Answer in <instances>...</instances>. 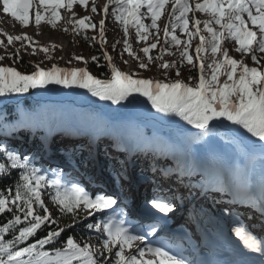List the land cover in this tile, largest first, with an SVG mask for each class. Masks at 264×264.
<instances>
[{
  "label": "snow or ice",
  "instance_id": "snow-or-ice-1",
  "mask_svg": "<svg viewBox=\"0 0 264 264\" xmlns=\"http://www.w3.org/2000/svg\"><path fill=\"white\" fill-rule=\"evenodd\" d=\"M88 4L89 0H0L2 12L22 27L29 26L33 17L37 28L42 23L55 28L63 20L65 25H72L77 35L97 27L90 16L76 18L74 5L87 10ZM169 4L171 11L164 25V45L160 54L153 57L150 53L159 43L158 21ZM61 9L71 15L62 16ZM110 9L123 33L121 58L127 53L138 61L141 69H146L153 59L161 61L157 67L164 70L165 80L139 78L134 72L121 71L113 63V57L103 51L100 58L106 61L105 67L110 73L106 79L91 74L87 70L88 61L82 56L74 59L84 63L83 68L61 69L52 65L45 70L34 65L32 73L22 74L13 67L0 66V98L46 89L49 85L82 89L112 105L125 101L136 104L140 102L139 97L156 113L178 117L203 135L212 131L210 122H227L232 127L223 124L213 127H225L226 132L237 136L246 133L253 138L249 143L264 153V56L260 55L264 54V0H106L99 21L101 49L106 43L105 18ZM90 11L98 13L95 0H91ZM145 20H150V24ZM130 29H134L137 43H146L140 51L147 63L132 51ZM150 30H156L155 43H148L153 34ZM181 35L187 38L181 39ZM197 38L199 43L192 55L189 49ZM85 39L89 38L85 35ZM90 39L96 41L97 37ZM26 40L30 38L7 36L9 45ZM32 43L35 41L28 46ZM119 43L121 41L117 40L116 44ZM0 47H4L2 40ZM172 48H176L177 53H172ZM230 49L239 54L238 59L230 55ZM35 51L33 49V54ZM40 51L47 54L49 49L41 47ZM175 54L180 58L179 66L177 61L164 60L165 55ZM14 55L19 58L18 51ZM8 58L12 59L13 54ZM247 58L252 66L246 62ZM4 59L0 56V61ZM91 59L98 61L99 58ZM185 62L196 70V76L191 75L190 69L187 82L168 79L172 69L176 77H180V68ZM14 170L18 174L14 185L0 190V216L11 214L0 224V264H188L167 246L147 240L156 233L155 223L148 224L146 230L124 227V207L117 211L115 206L121 202L116 198L102 192L90 193L77 181L66 178L60 168L52 169V178H49V170L36 166L35 157L21 155L18 149L0 142V178L10 176ZM144 210L158 220L157 214L167 216L173 207L165 198L153 195L145 200ZM260 211L264 221V204ZM80 213L88 217L102 214L100 219L84 225L89 233L99 234L96 239L101 241L100 249L86 241H77L74 235L60 240L66 228H60L58 220L70 217L75 222ZM43 227L49 229L47 234L29 243ZM234 235L246 250L242 253L244 259L234 264H264V237L258 238L243 224L235 228ZM58 242L59 246L46 247ZM136 242L145 246L137 247L135 254L126 255Z\"/></svg>",
  "mask_w": 264,
  "mask_h": 264
},
{
  "label": "trees",
  "instance_id": "trees-1",
  "mask_svg": "<svg viewBox=\"0 0 264 264\" xmlns=\"http://www.w3.org/2000/svg\"><path fill=\"white\" fill-rule=\"evenodd\" d=\"M85 35L89 39L86 40ZM119 35L122 39L119 38L117 40L122 42L123 33L120 32ZM91 37L89 29L86 32L81 31V34L78 35V39L83 45L87 46L89 52V57L86 59L88 61L87 70H90V73L99 79L109 78L110 73L105 67L106 61L100 58L103 52L100 43L97 40L91 41ZM193 41L195 49L199 40L195 39ZM106 43L108 44V41ZM106 43L104 46H106ZM143 46L145 47L146 44ZM194 49L190 51V54L195 55ZM155 51L156 49H153L150 55L155 56ZM15 53L16 51L9 53L13 54L12 59L15 66L13 68L22 74L32 73L33 71L29 64L21 57L16 59ZM93 56L98 57V61H92L91 58ZM83 67H85V64L78 68ZM190 69L191 66L187 65V68L181 72L180 77H176L175 71H172V76L169 79H182L187 82ZM191 75L196 76L195 69H191ZM144 79H152V76ZM42 102H54L55 107H41L40 104ZM109 103L99 101L82 89H61L56 85H49L46 89L30 90L29 93L22 95L0 98V140L12 148L18 149L21 155H28L25 153L26 150H30L36 155L44 148L47 139H51L50 150L52 152L58 148H62L63 155L70 158L78 166L79 171L86 173L87 171H84L81 166L86 163L85 160L89 157L88 153L73 150V145H76L78 148H83V150L87 148L88 145L85 146L87 141L81 132V126H85L94 139L101 137L96 140L101 154L100 161H103L108 168H117L113 159L109 157L108 147H116L121 155L120 140L111 131L109 126L95 121L99 110L105 109V106ZM79 106H86V108L81 110L78 108ZM116 106L119 116L125 118L134 117L140 121H148L143 126V131H135L133 133L134 142L138 143V153L133 159L135 172L137 173L141 172L145 174V171L156 164V160L154 159L155 155L152 152L157 153L160 150L166 152L171 148L170 145H166V139H169L172 143H178L184 146L183 152L174 155L173 158L183 160L188 165H190L194 148L203 147L211 137H215L221 145L232 147L236 151L240 150L241 145L246 148L252 146L249 140L253 139H239L237 135L228 133L219 127H213L214 125L222 123V121L210 122L212 131L207 135H203L199 131L190 133L185 130V128L192 129L187 124L179 123L178 127H171L169 123L175 117L172 118V116H164L163 114L156 113L150 105H140L139 103L130 104L125 101ZM130 122L133 123V120ZM154 136L157 138L152 139ZM261 158L264 160V157ZM61 162H63V159ZM35 164L37 166L39 163L35 162ZM159 165L161 167L163 162L159 161ZM17 175V171L14 170L10 176L0 178V190L5 189L9 185H14ZM227 188L228 197L224 199V202H229V197L233 201H237V203H246L248 201L245 172L243 170H239L237 179L231 175L227 181ZM49 207L52 206L49 204ZM83 214L80 213L75 222L70 217H64L58 220V226L60 228H66L60 240L65 239L68 235H74L77 241H87L88 239L94 238V235L89 233L86 227H84L85 224L81 223L83 221ZM10 215V213H5L3 216H0V224L4 223ZM66 225L73 226L66 227ZM48 230L47 227H43L37 232L35 237L30 239L29 243L45 236ZM90 236L91 238H89ZM8 238L10 236L6 237V239ZM56 246H59V242L46 247L52 248Z\"/></svg>",
  "mask_w": 264,
  "mask_h": 264
},
{
  "label": "rangeland",
  "instance_id": "rangeland-1",
  "mask_svg": "<svg viewBox=\"0 0 264 264\" xmlns=\"http://www.w3.org/2000/svg\"><path fill=\"white\" fill-rule=\"evenodd\" d=\"M96 2V7L98 9V13L97 14H92L90 9H91V0H89V4H88V8L87 10L85 9H81L76 8V10H74L77 13V17L76 18H82L84 16H90L92 23H95L97 25L96 29H89V34L93 37L96 36L97 37V41L99 42V21L102 18V8L104 3L106 2V0H95ZM171 11V5H167L166 9L164 10V14L162 15L161 19L158 21V27H159V43H157V48L155 51V56L156 57L160 54V48L161 46L164 45V25L165 23L168 22V16L167 13ZM111 9L109 10V15L105 18V38L106 41H108V44L106 43V46H103V51H107L108 54L110 56L113 57V63L121 70L124 72H128V73H135L137 77L139 78H148L149 76H152V80H165V75H164V70L160 69L157 67V65L161 62V61H157L155 59H153V62L148 64L146 69H141L138 66V61L133 59L132 57H130L127 53L123 54V58H121V50L123 49V43H119L116 44L117 39L121 38V36L119 35L121 31L120 29V25L117 24L114 20V18L111 16L110 14ZM31 14V13H30ZM61 15L64 17H68L71 14L66 12L65 10L61 9ZM199 17V14H197ZM145 23L150 24V20H145ZM11 26H13L14 28H10ZM67 27L68 31H64V28ZM130 36H129V42L132 46V51L136 54V56L140 57L141 60H143L145 63H147V59L144 57L143 52L140 51V49H142L146 43L144 41H141L139 43L136 42V38H135V32L134 29H130ZM153 34L149 37V41L148 43H155L156 38H155V34H156V30H150ZM27 36L30 38V41H14L11 45H9L7 43V36ZM181 39H186L187 37L184 35L180 36ZM122 39V38H121ZM198 39V38H197ZM0 40H2L4 42V47H0V56H4L5 59L3 61H0V66H8V67H15L14 66V61L13 59H9L8 55L11 51H17L19 52V57H21L24 61H26L30 68L32 69V71L35 70L34 65H39L40 68L48 70L52 67V65H56L58 68L61 69H72V68H78V67H82L84 66V64L82 62L77 61L76 59H74V57H79L82 56L84 58V60L88 59L89 57V52L87 49L86 45H83L81 43V41L78 39V35L75 34L72 31V25L71 24H64V21L62 20L59 24H57V26L55 28H52L51 26H49L48 24L42 23L39 28H37L35 26L34 23V17L30 20L29 26L27 27H22L20 26V24L17 22L15 24V21H13L10 17L6 16L3 12H2V8H0ZM31 41H35V43H32L31 46H28L30 44ZM194 42V41H193ZM193 42H192V47L189 49V51L194 49L193 46ZM110 43V44H109ZM113 44H116L115 50H113ZM44 47V48H48L49 51L47 54H45L44 52L40 51V48ZM33 49H35V54H33ZM172 53H177V49L176 48H172L171 49ZM230 55H232L234 58H239V54L231 51L230 49ZM262 56H264V54H260ZM179 56L178 54L175 55H166V57H164V60L167 61L168 63H172L173 61H177L178 66H179ZM124 60H127L128 63L125 64ZM246 62L249 64V66H252V62L250 60V58L246 59ZM187 68V65L185 63L184 67L180 68V72H183L185 69ZM172 71H175V69H172L171 71H169L168 73V79L172 76L171 73ZM89 72H91L89 70ZM140 100V98H139ZM41 106L43 107H47L50 106L51 108L54 107V104L51 103H42ZM111 118L112 120V124H113V131L117 132V127L116 124L121 125V129H124V133L126 135H128L130 137V135L132 134V132L134 131H141V123L139 122H134L133 125H129L127 120H121L118 119V109L116 105H112L111 103L107 104L105 106V110L103 112H100L96 118L98 121L103 122L104 124L108 123L109 120L105 117L108 116ZM172 118H174L172 116ZM171 122V121H170ZM175 122H173L172 124H174ZM170 124V123H169ZM124 125V127L122 126ZM130 134V135H129ZM122 137H123V132H122ZM240 138L242 139H248L250 137L247 136L246 133L239 135ZM124 139L126 138L123 137ZM92 148H89V151H91ZM110 153L113 154L114 150L113 149H109ZM223 153L226 155H229L230 157L234 158L235 160L238 161V163L240 164L241 168H243L246 164V162L248 161L249 158L251 157H260L263 155V153L261 152V150H257L254 152H248L247 149L242 148L240 151V154H238L236 151L232 150V149H226V147L223 148ZM91 154L93 155V151L91 152ZM37 157V156H36ZM169 162V161H168ZM122 169L120 170V173H113V171H110L109 175H105V173H103V170L95 171L96 173V177L98 178V176L100 175L102 177V181L103 179H108V178H117V175L119 176L120 180H122L125 188L124 190L126 191L130 186V181H129V171H128V166L129 164L126 163L125 161L122 162ZM255 165H259L261 166V169L264 171V163L262 162L261 159H256ZM253 164V165H254ZM57 167H48L47 170L48 171V175L49 178L51 177V170L55 169ZM61 170V169H60ZM63 172V171H61ZM66 176V173L63 172ZM228 171L226 170V172H224L223 174H221L220 179L223 180L224 177L227 175ZM251 173V169L249 172V175ZM123 175V176H122ZM248 175V177H249ZM128 178V179H127ZM99 179V178H98ZM132 179H135V177H132ZM137 180H139V178H136ZM136 180V181H137ZM139 183V182H138ZM139 185L141 186L142 183H139ZM197 186V185H196ZM196 186H194L193 188H190V190L188 191L187 186H184V190L188 191V193L190 194V198L191 200L186 202V205H182L181 207V211L185 213L186 212V208L190 207L191 204H200L203 202L202 198H196V195L198 194ZM221 187H223V185H221ZM216 188V187H215ZM167 196L169 197V193L167 194ZM224 197V195H222ZM198 199V203L196 200L194 199ZM147 198H143V202H145ZM174 206H177L178 203H175L174 200H172ZM179 203H182L181 200H178ZM262 204H264V201L262 202ZM235 208H239L242 206H237L232 204ZM51 209V207H50ZM237 211L239 209H236ZM102 216L101 213H96L94 217H88L85 214H83V221L81 223H89V221L95 219L98 220L100 219ZM234 217V216H233ZM235 218V217H234ZM237 218V217H236ZM258 229V228H257ZM87 230V229H86ZM259 234L264 237V231H260L258 230ZM92 235H96L95 232H91ZM86 242H88L89 244L94 245L97 249L101 248V241L97 240V239H90L87 240ZM137 247H141L139 242H136V244L133 247V250H130L128 252H126V255H132L135 254V249ZM115 251V250H114ZM104 255H109L108 253H104Z\"/></svg>",
  "mask_w": 264,
  "mask_h": 264
},
{
  "label": "water",
  "instance_id": "water-1",
  "mask_svg": "<svg viewBox=\"0 0 264 264\" xmlns=\"http://www.w3.org/2000/svg\"><path fill=\"white\" fill-rule=\"evenodd\" d=\"M218 150L219 147L215 145L214 140H210L203 149L196 150L195 157L202 158L204 156L217 155L219 153Z\"/></svg>",
  "mask_w": 264,
  "mask_h": 264
},
{
  "label": "bare ground",
  "instance_id": "bare-ground-1",
  "mask_svg": "<svg viewBox=\"0 0 264 264\" xmlns=\"http://www.w3.org/2000/svg\"><path fill=\"white\" fill-rule=\"evenodd\" d=\"M76 8H78V5H74L73 10H76ZM16 23H17V22H15V24H16ZM10 28L12 29V28H14V27L11 26ZM223 156H224V155H223ZM226 167H227V166H225L223 169L226 170ZM262 181H263V180H262ZM132 194H133V197H134L132 202H134V200L137 201V200L139 199L138 195H135L134 193H132ZM199 198H201V197H199ZM136 209H137V212H136L135 214H136L137 216H139V217H143V218H145V216L147 215V213H143V214L139 213V212H141V211H140V209L138 208V206H136ZM138 211H139V212H138ZM161 215H162V214H161ZM162 216H163V215H162ZM205 217H207V216L204 215V216H203V219H205ZM135 219H136V218H135ZM206 225H207V224H204V225H203V230H205ZM217 231H218V230H217ZM204 232H207V235H210V234H211L210 232H208V231H206V230H205ZM154 237H155V236H154ZM157 241H158V238H157Z\"/></svg>",
  "mask_w": 264,
  "mask_h": 264
}]
</instances>
